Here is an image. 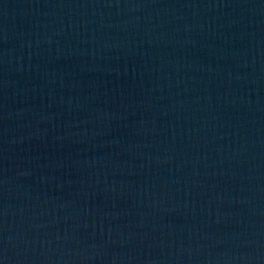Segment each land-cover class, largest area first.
I'll return each instance as SVG.
<instances>
[{
    "label": "water",
    "instance_id": "1",
    "mask_svg": "<svg viewBox=\"0 0 264 264\" xmlns=\"http://www.w3.org/2000/svg\"><path fill=\"white\" fill-rule=\"evenodd\" d=\"M0 264H264V0H0Z\"/></svg>",
    "mask_w": 264,
    "mask_h": 264
}]
</instances>
